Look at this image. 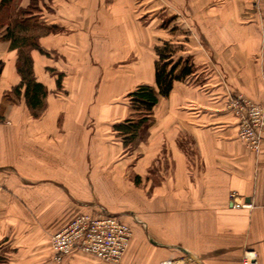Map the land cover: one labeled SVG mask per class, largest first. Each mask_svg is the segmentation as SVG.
<instances>
[{
	"label": "crops",
	"instance_id": "1",
	"mask_svg": "<svg viewBox=\"0 0 264 264\" xmlns=\"http://www.w3.org/2000/svg\"><path fill=\"white\" fill-rule=\"evenodd\" d=\"M40 8L37 18L61 31L41 38L49 55L31 52L49 91L38 119L12 94L18 52L0 39L4 264H108L80 252L53 261L52 236L100 209L132 228L120 264H241L246 250L264 264V143L249 149L228 108L233 94L264 104V0H41ZM165 42L183 47L172 59L190 58L195 72L159 100L147 141L130 154L113 126L130 118L132 91L156 87Z\"/></svg>",
	"mask_w": 264,
	"mask_h": 264
},
{
	"label": "trees",
	"instance_id": "2",
	"mask_svg": "<svg viewBox=\"0 0 264 264\" xmlns=\"http://www.w3.org/2000/svg\"><path fill=\"white\" fill-rule=\"evenodd\" d=\"M40 2L41 0H30L28 8H22V0H0V39L10 42L11 50L18 52L17 72L21 83L12 90V94L19 99L24 96L31 115L36 119L47 109L49 91L37 81L31 52L37 50L42 55H49L41 47L40 40L61 31L57 26H48L37 18V14L41 12ZM30 19L34 20V23H28L27 20ZM182 48L169 42L157 46L156 87L142 85L128 95L132 115L113 126V131L121 138L128 153L134 151L141 143L144 132L148 136L147 129L154 122V108L159 100L169 97L175 82L185 81L194 74L195 65L190 58L177 63L172 59ZM1 72L0 69V75ZM61 79H58L59 89L62 87ZM133 114H138L139 118L135 119ZM2 121L4 119L0 116V122ZM134 180L135 184H141L140 177L136 176ZM0 264H4L2 256Z\"/></svg>",
	"mask_w": 264,
	"mask_h": 264
},
{
	"label": "built area",
	"instance_id": "3",
	"mask_svg": "<svg viewBox=\"0 0 264 264\" xmlns=\"http://www.w3.org/2000/svg\"><path fill=\"white\" fill-rule=\"evenodd\" d=\"M228 108L239 120V139L249 149L259 152L264 143V104H257L242 94H233L229 97ZM132 236L128 224L104 209L95 214H81L52 236L53 261L60 263L71 253L80 252L108 264H120ZM160 264L173 263L164 260ZM241 264H258L256 252L246 250Z\"/></svg>",
	"mask_w": 264,
	"mask_h": 264
},
{
	"label": "rangeland",
	"instance_id": "4",
	"mask_svg": "<svg viewBox=\"0 0 264 264\" xmlns=\"http://www.w3.org/2000/svg\"><path fill=\"white\" fill-rule=\"evenodd\" d=\"M20 19H21V18H20ZM35 19H36V18H35ZM164 20L167 21V20H168V17H164ZM27 21H28V23H32V22L34 23V20L32 21L31 19H30V20H27ZM131 115H132V113H131ZM133 115H134L135 119H138V118H139V115H138V114H137V115H136V114H133ZM130 117H131V116H130ZM148 129H149V128H148ZM148 129H147V130H148ZM143 134H144V139H143L141 142H146L148 136H147L146 132H144ZM145 136H147V137H145ZM135 150H136V148H135ZM135 150H134V151H135ZM130 151H132V150H130ZM134 151L130 152V154H132ZM133 159H134V160H133V162H132V164H131V169L133 168V166H134L135 163H136V160H135V159H136V156H135V158H133ZM132 177H133V176H132ZM154 178H155V177H154ZM155 179H156V178H155ZM172 263H173V262H172Z\"/></svg>",
	"mask_w": 264,
	"mask_h": 264
}]
</instances>
